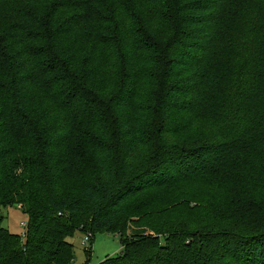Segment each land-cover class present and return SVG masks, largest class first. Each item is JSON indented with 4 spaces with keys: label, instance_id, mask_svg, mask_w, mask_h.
<instances>
[{
    "label": "trees",
    "instance_id": "trees-1",
    "mask_svg": "<svg viewBox=\"0 0 264 264\" xmlns=\"http://www.w3.org/2000/svg\"><path fill=\"white\" fill-rule=\"evenodd\" d=\"M0 264H264V0H0Z\"/></svg>",
    "mask_w": 264,
    "mask_h": 264
},
{
    "label": "rangeland",
    "instance_id": "rangeland-1",
    "mask_svg": "<svg viewBox=\"0 0 264 264\" xmlns=\"http://www.w3.org/2000/svg\"><path fill=\"white\" fill-rule=\"evenodd\" d=\"M2 225L13 234L21 236L23 227L27 223V217L18 207L3 209ZM86 235L78 232L69 241L75 247V261L73 264H102L108 257H113L122 250L120 239L112 234H98L92 242L91 256L87 255V249L91 241L86 243Z\"/></svg>",
    "mask_w": 264,
    "mask_h": 264
},
{
    "label": "built area",
    "instance_id": "built-area-1",
    "mask_svg": "<svg viewBox=\"0 0 264 264\" xmlns=\"http://www.w3.org/2000/svg\"><path fill=\"white\" fill-rule=\"evenodd\" d=\"M1 216H3L2 210H0V217H1ZM21 226L23 227V231H24L23 234L21 235V237H22V238H25L26 235H27V223H24V222H23V223L21 224ZM90 239H91V236L88 235V236L86 237V240H85L86 243L89 242Z\"/></svg>",
    "mask_w": 264,
    "mask_h": 264
}]
</instances>
